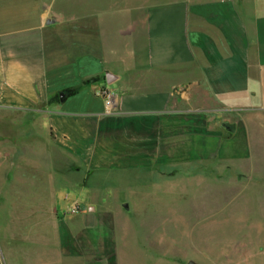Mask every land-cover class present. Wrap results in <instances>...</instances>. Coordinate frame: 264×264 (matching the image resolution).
I'll return each mask as SVG.
<instances>
[{"label":"crops","instance_id":"1","mask_svg":"<svg viewBox=\"0 0 264 264\" xmlns=\"http://www.w3.org/2000/svg\"><path fill=\"white\" fill-rule=\"evenodd\" d=\"M0 119L19 139L0 160L15 161L26 203L0 231L3 264L184 261L166 216L130 226L117 193L194 180L199 223L264 202V0H0ZM254 211L238 221L251 237L199 241L197 263L264 264Z\"/></svg>","mask_w":264,"mask_h":264},{"label":"rangeland","instance_id":"2","mask_svg":"<svg viewBox=\"0 0 264 264\" xmlns=\"http://www.w3.org/2000/svg\"><path fill=\"white\" fill-rule=\"evenodd\" d=\"M0 162H2V165L0 166L1 231L2 228H9L12 224V221H19L20 223L22 222V218L25 215V212L22 209L24 204L26 203L21 199L22 196H16L14 192V189L16 187L11 184L12 181L10 182L7 178V175L11 170L10 164L14 163L15 161L13 159L10 160V158H3L0 160ZM163 172H170V170H165ZM152 181L153 182L149 184L142 182L141 184L135 186L131 185L130 190L127 189L123 193H117V198H119V201L117 202L122 201L123 204L129 205V212H123V215L126 218L128 225L130 226L138 227V223H140V220H142L143 217H155L157 213L161 216H166V220L168 221V228H172L175 231L173 239L174 242L177 243L183 241L184 245L186 247L188 246L189 248V251H187V254L189 255L188 259L184 261L179 260V262H176L174 264H187L189 261H194L197 263V248L199 241L201 243L206 241V243L213 244L215 242H233L239 240L241 237H245V234H248V237H251V233H248L250 231V224L244 227V230L246 227H248L249 231L246 232L245 230V232H242V224L238 223V221L240 220V218H242V216H246L241 213L242 210L251 209L252 211V204L254 206V209H260V212L263 213V217H261L259 221L262 225H264V202L258 205V203L253 201V199L248 203L247 200H243L241 201L240 205H238V201L235 203H230L228 207L223 208L221 212L224 214V216H228L229 214H231L230 212H233V214L231 215L232 217L228 218L229 220L221 219L220 215L223 214L219 213L218 217L212 218L210 222L204 221L199 223L196 215L198 213V210L195 208L196 206L191 203V201H193L191 199H197V197L199 196V187L196 181L183 179L181 177H176L172 180L160 179L157 175L153 176ZM107 188L109 189L110 187L106 185H99V192L97 193L103 195V193L105 194V190H107ZM62 193L64 194V191H62ZM141 195H149V197H152L148 199H141ZM74 208L78 209V206L75 205L71 208H67L66 210L69 212ZM186 208L188 209V211L186 210ZM235 210H237V212H235ZM183 211L185 213L187 211V214H185L184 216L182 214ZM255 211L253 213V217H255V224L257 225L259 222L257 221V217H259V214ZM236 213L237 215L235 216ZM235 227L237 228V231H235L234 229L233 231H231V228ZM255 227L256 229H258V232L256 230H254L253 232L252 236L254 241H263L264 229L261 230L259 226ZM177 230L178 233H176ZM0 264H3L1 255Z\"/></svg>","mask_w":264,"mask_h":264},{"label":"water","instance_id":"3","mask_svg":"<svg viewBox=\"0 0 264 264\" xmlns=\"http://www.w3.org/2000/svg\"><path fill=\"white\" fill-rule=\"evenodd\" d=\"M105 81L107 84L113 83V75L105 74ZM0 146L2 147H18L19 139L12 131V125L9 121L0 119ZM187 264H198L194 261H189Z\"/></svg>","mask_w":264,"mask_h":264},{"label":"built area","instance_id":"4","mask_svg":"<svg viewBox=\"0 0 264 264\" xmlns=\"http://www.w3.org/2000/svg\"><path fill=\"white\" fill-rule=\"evenodd\" d=\"M96 95L101 98L104 102V105L107 109L113 108L115 104V94L105 88H98L95 91ZM76 209H72L71 212L75 211Z\"/></svg>","mask_w":264,"mask_h":264}]
</instances>
